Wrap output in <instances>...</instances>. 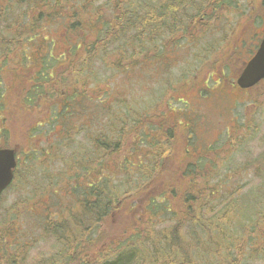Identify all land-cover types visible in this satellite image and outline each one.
<instances>
[{
    "label": "rangeland",
    "instance_id": "rangeland-1",
    "mask_svg": "<svg viewBox=\"0 0 264 264\" xmlns=\"http://www.w3.org/2000/svg\"><path fill=\"white\" fill-rule=\"evenodd\" d=\"M86 1V13H79L81 20L86 23L97 17L99 25L87 28L83 24L80 32L75 30L61 41L62 30L53 23L44 35L55 43L54 56H67L74 44L94 42L97 28L116 31L117 9L132 2ZM135 1L143 6L144 23L153 6L161 2L171 5L169 0ZM183 4L187 37L180 41L160 37V45L168 46L163 58L147 57L137 44L133 49L128 43L122 48L127 38L111 41L110 37L102 60L91 61L90 79L89 70L82 73L79 59L80 69L69 73L67 66L62 77L46 84H32L11 69L2 72L0 88L6 94L0 104V147H18L19 151L15 181L0 197V228L5 231L8 226L6 240L10 233L22 245L24 261L20 264H87L84 254L62 253L57 238L45 229L48 221L57 224L66 217V208L74 207L77 216L75 208L87 188L104 181L117 198L110 217L93 230L96 236L100 233L105 247L98 245L90 253V261L114 260L112 249L131 234L146 202L152 198L161 201L169 184L179 182L184 167L195 163L196 156L206 164L204 177L211 175L210 182L226 169L234 171L227 185L238 204L262 201L264 81L240 90L235 80L264 35V0H184ZM159 48L152 50L153 56ZM37 56L31 55L33 59ZM71 82L78 84L71 86ZM34 86H44L45 93L36 97L35 89L30 92ZM156 113L162 119L154 121ZM122 133L125 135L120 137ZM12 221L15 227L10 230ZM228 232L240 239L230 244L216 240L215 249L206 247L203 253L192 255L180 252L198 246L188 243L196 238L184 228L173 246L179 253L166 258L161 254L154 264H171L170 258L182 264H264V232L261 237L249 230L240 234L238 225ZM225 249L233 251L234 262L223 253ZM147 253L154 251L135 255L141 259Z\"/></svg>",
    "mask_w": 264,
    "mask_h": 264
},
{
    "label": "trees",
    "instance_id": "trees-1",
    "mask_svg": "<svg viewBox=\"0 0 264 264\" xmlns=\"http://www.w3.org/2000/svg\"><path fill=\"white\" fill-rule=\"evenodd\" d=\"M169 1L171 5L161 2L160 6H153L144 16L146 22L144 23L143 15H141L143 6L140 2L132 0L131 3L117 9L119 16L116 18V31L109 29L104 31L103 27L97 28L98 34H96L94 42L74 44L68 50L67 56L56 57L51 53L55 43L45 37V31L50 29L54 23L55 28L62 30L58 40L65 41L71 32L75 30L80 32L83 24L87 28L99 25L100 19L97 17L86 23L81 20L79 13L81 12V15L84 16L85 6L89 3L86 0L80 4L74 0H0V79L5 69H11L12 72H21L23 76L29 78V82L32 84L37 85L41 82L46 84L62 77L67 66L71 68L69 73L80 68H83L82 73L89 70V73L86 74L90 79V76H93L91 61L96 58L102 60V54L107 53V42L111 40L110 37H113L111 41H117L119 37L127 38L129 41L126 40L127 42L122 48L126 47L128 43L133 49V46L137 44L147 57L150 56L154 60L163 58L165 55L163 53L168 46L160 45V37L163 38L162 40L167 38L170 41L175 39L180 41L187 37L186 21L188 16L182 8L184 0ZM179 7L181 9H178ZM28 14H30L29 18H27ZM133 31L137 33L129 34ZM157 46L160 48L153 56L152 50ZM36 53L38 54L37 59H33L31 55ZM78 59L83 62L80 68L76 64ZM86 79L88 81V78ZM62 83L63 81L57 82V85L61 86ZM2 84L3 82L0 80V86ZM77 84V82H71V86ZM33 90L36 97L45 93L44 86H34L30 92ZM87 91L91 92L92 90L87 89ZM5 94V88L1 87L0 104ZM85 95L87 96V94ZM163 102L169 101L164 100ZM159 114H155L154 121L156 118H161ZM111 117L112 115L110 119ZM160 130L159 128L158 132ZM124 135L122 133L120 137ZM107 139L104 141L106 142ZM106 146L105 143L103 148L105 149ZM186 155L189 156L187 151ZM195 160V163L184 167L183 172L179 175V182L175 185L169 184V189L162 194L161 201L156 202L155 198H152L146 202L143 213L138 216L139 222L134 224L131 234H128L112 249L115 259L105 260L103 264H154L161 254H164L166 258L171 253H179L173 246L184 228L190 236L196 238L188 243L198 246L187 247L180 252L192 253V255L197 252L203 253L206 247L215 249L218 247L216 240L223 244H230L231 240L240 239V235L237 234L234 238V234L230 235L228 232L232 225L239 226L240 234L249 230L252 235L262 236L264 230L261 232L260 227L262 223L264 225V197H262V201L251 203L248 200L246 203L238 204L236 199L233 200V190H229L227 185L230 175L234 171L226 169L221 172L220 178L210 182L211 175L209 178L204 177L206 174H204L203 168L206 164L203 165L202 158L196 156ZM209 173L210 171L207 170V174ZM255 173L257 174L258 171ZM109 188L108 181L90 185L75 208L77 216L74 215V207L66 208L67 212H64L66 217L60 220L61 223L60 221L57 224L47 222L45 231H50L49 233L57 238L56 242L61 244L62 253L83 255L85 247L88 246L92 254L96 252L95 248L98 245L101 248L104 244L100 233L98 232L96 236L93 230H98L96 229L98 224L100 225L110 217V211L116 202V194ZM249 197L253 198L248 195ZM14 227L15 224L12 221L10 230H13ZM5 231H9L8 226ZM5 231L0 228V264H5L7 260L9 264H20L24 261L21 252L22 245L14 242L10 233L6 240ZM66 232H70L71 236H68ZM260 237L254 239L255 241L257 239L259 245H261ZM252 241L253 238L250 243ZM86 243L87 245H85ZM262 245L264 247V241ZM24 247L27 248L28 245H24ZM5 248H8V251H5ZM150 251H154V253H147V258L140 259L135 255L137 252L145 254ZM163 251L166 253H162ZM223 253L230 262L232 260L234 262L232 250L225 249ZM67 259L69 262L71 257L67 255ZM169 261H172L171 264H182L174 258H170ZM210 263L206 262V264ZM78 264L85 263L79 262ZM90 264H94V262L90 261ZM216 264L226 263L218 261Z\"/></svg>",
    "mask_w": 264,
    "mask_h": 264
},
{
    "label": "water",
    "instance_id": "water-1",
    "mask_svg": "<svg viewBox=\"0 0 264 264\" xmlns=\"http://www.w3.org/2000/svg\"><path fill=\"white\" fill-rule=\"evenodd\" d=\"M264 80V38L255 55L246 63L236 85L243 90L250 89ZM16 168L15 151L13 149H0V194L13 180Z\"/></svg>",
    "mask_w": 264,
    "mask_h": 264
},
{
    "label": "flooded vegetation",
    "instance_id": "flooded-vegetation-1",
    "mask_svg": "<svg viewBox=\"0 0 264 264\" xmlns=\"http://www.w3.org/2000/svg\"><path fill=\"white\" fill-rule=\"evenodd\" d=\"M203 19H201V21H202ZM264 36V35H263ZM263 36H262V38H263ZM252 57V56H251ZM250 57V58H251ZM249 58V59H250ZM16 169H17V166H16ZM16 169L14 170V174H13V180H12V182H11V184H10V186L12 185V183L14 182V179H15V176H16ZM9 186V187H10ZM2 196V195H1ZM0 196V197H1ZM47 216V215H46ZM47 218V217H46ZM102 242L104 243L102 246H101V248L104 250V246H105V242L102 240ZM85 245H87V243L85 244ZM85 251V254L83 255V257H84V261L86 262V263H88L85 259L86 258H88L89 259V263L88 264H90V257H91V255H90V251H89V248H88V246L87 247H85V249H84ZM87 253H89V256H87Z\"/></svg>",
    "mask_w": 264,
    "mask_h": 264
},
{
    "label": "bare ground",
    "instance_id": "bare-ground-1",
    "mask_svg": "<svg viewBox=\"0 0 264 264\" xmlns=\"http://www.w3.org/2000/svg\"><path fill=\"white\" fill-rule=\"evenodd\" d=\"M15 181V180H14ZM1 212V211H0ZM263 246V245H262ZM111 259V258H110ZM36 264V263H35ZM101 264V263H100Z\"/></svg>",
    "mask_w": 264,
    "mask_h": 264
}]
</instances>
